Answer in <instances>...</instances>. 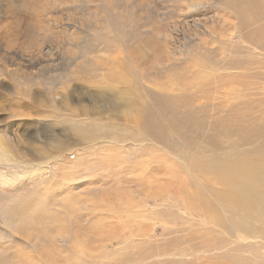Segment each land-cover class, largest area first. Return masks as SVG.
<instances>
[{
  "label": "rangeland",
  "instance_id": "rangeland-1",
  "mask_svg": "<svg viewBox=\"0 0 264 264\" xmlns=\"http://www.w3.org/2000/svg\"><path fill=\"white\" fill-rule=\"evenodd\" d=\"M45 1L0 0V24L16 23L15 49L0 40V250L7 263L225 256L230 264H263L259 219L246 222V237L229 235L220 226L229 216L191 197L195 184L222 188L195 163L196 152L218 155L215 142L228 150L235 138L216 132L213 120L251 122L264 109V78L255 76L263 70L241 62L262 51L241 43L234 56L226 44L239 42L231 0ZM232 57L233 69L214 70ZM42 201L38 221L31 203ZM15 203L27 213L14 217ZM200 239L218 249L206 251Z\"/></svg>",
  "mask_w": 264,
  "mask_h": 264
},
{
  "label": "bare ground",
  "instance_id": "bare-ground-1",
  "mask_svg": "<svg viewBox=\"0 0 264 264\" xmlns=\"http://www.w3.org/2000/svg\"><path fill=\"white\" fill-rule=\"evenodd\" d=\"M46 1L45 3L48 2ZM227 6H228L227 8L230 9V13L232 17L235 18L236 20V22L234 23L235 28L233 31H236V35L239 38V42L233 43L231 41H228V43H226L228 46L227 45L226 46L229 47L228 49L230 53H232L234 56L241 54V43H245V45L247 44L249 46H252L256 50L260 49L263 53L261 56H252V54L254 53L250 51L249 53L248 51H246L247 53L249 54L252 53V54L247 55V57H244L243 59H241V62L243 64L252 62L249 65V67L246 68V70H252V69L263 70V72H260V71L255 72V76L259 78V80H261L264 78V1L260 2L259 0H231V3L228 4ZM231 36L232 35H230V37ZM0 40H1V43H5V45L7 46L6 48L8 49L10 48V50L12 49V46H15V43H16V23L15 22H6L4 24L1 22ZM13 48L15 49V47ZM226 48L222 46V50ZM246 50L248 49L246 48ZM39 60L40 58L38 59V61ZM224 60H222L224 64L216 65L214 70L221 71V70L233 69L231 65L235 67L236 63H238L237 61L238 59L235 57H232V59L229 58L226 62ZM18 61L20 60L18 59ZM222 61L221 62L219 61V63H222ZM41 62L43 61L40 60V63ZM234 76L235 75H228L226 76V79L232 80ZM217 79L221 81L222 75H219ZM245 86H247V89H251V90L256 89V88H261V87H254L253 85L247 82H245ZM257 110H259L260 112L256 114L253 121L251 122H245L243 120L245 116H238L237 118L232 119L230 115H227L225 120L223 121L221 118H215L213 120V126L216 132L222 131L228 135L234 136L235 138L230 143H227L228 150H226L222 144H219V142H215L214 146L221 151L218 155L210 156V155H204L202 152H196L195 153V163H196L197 169L201 171L200 173L209 175V179L215 182H219L222 185V188L219 191H215L207 187H204V188L197 187L199 186V184H195L192 186L194 190H193V195L191 197L192 198L194 197L198 201L199 205L203 206L204 209H208L211 212L222 211L224 213L219 212V214L228 215L229 221H231V223H223L220 226L223 229H225L229 235H232L234 230H238V231H242L246 237L247 234L252 232V229L246 225V222L250 221L252 218L259 219L261 221V226H262V229H261L262 231L260 232L262 236H260L259 242L264 243V109H261L259 107L257 108ZM234 133L238 137H236ZM0 200H5L1 196V194H0ZM44 201H42L43 203L39 202V204L37 205L36 203H31V205L32 204L35 205L34 209L37 210V212L32 211L33 218L38 221L43 220L44 214L42 215V219H41L40 216L43 212H41V214L39 212L41 210L43 211V209H40V208H43L45 204ZM215 203H218V206H215ZM11 206H12L11 214L14 217H16V213H21V215H24L25 213H27L26 211L28 210L27 209L28 207L26 205H21L19 207L15 203L14 206L13 204ZM218 208H220V210ZM34 209L32 207V210ZM66 212H70V211L66 210ZM52 215L54 216L55 214H52ZM59 216H62V215L58 214V217ZM22 217L23 216H21V218ZM52 219H55V217ZM47 221L49 222V220ZM18 223L20 225L21 222H18ZM22 224L21 226H23ZM23 230L24 229H22V231L20 232H23ZM49 231L52 232V230L50 229ZM2 233L3 232H1L0 234V243H1V239H4L3 237L4 234ZM199 235L201 236L202 233H199ZM29 237H30V234H29ZM38 238H39V235H38ZM27 239L29 238L27 237ZM39 239L41 240V238ZM63 241L65 242L67 240H65L64 238ZM63 241L61 240V242ZM202 241L203 239H200V246L206 247L207 248L206 251L208 250L213 251V250L218 249L215 246V244L202 243ZM39 242H42V241H39ZM169 244L172 245L173 241ZM52 245L55 246V243ZM55 248H57V246H55ZM47 249L49 250V248ZM3 251H4L3 248H1L0 264H9L7 263L8 261H6V257H4ZM45 251L43 253H47ZM116 256H118V254ZM48 257H49V254H48ZM14 258L15 257H13L12 259ZM211 259H213V257H210V258L206 257L204 261H202L203 259H201L200 257H197L196 259H194L193 261L189 263L184 260H180V261H171V262L164 261V262L153 263V264H202V263L203 264H230L228 262H222L223 259L224 261L226 260L225 256H223V259H219L218 257L219 262H216V261L213 262ZM230 261L232 264H234L233 260H230ZM141 263H144V262L141 261L140 264ZM238 264H254V263H252V261L247 260V262L243 261V262H239Z\"/></svg>",
  "mask_w": 264,
  "mask_h": 264
}]
</instances>
